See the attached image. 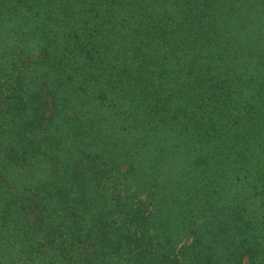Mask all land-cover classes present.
Instances as JSON below:
<instances>
[{
    "label": "trees",
    "instance_id": "1",
    "mask_svg": "<svg viewBox=\"0 0 264 264\" xmlns=\"http://www.w3.org/2000/svg\"><path fill=\"white\" fill-rule=\"evenodd\" d=\"M0 241L264 264V0H0Z\"/></svg>",
    "mask_w": 264,
    "mask_h": 264
},
{
    "label": "rangeland",
    "instance_id": "2",
    "mask_svg": "<svg viewBox=\"0 0 264 264\" xmlns=\"http://www.w3.org/2000/svg\"><path fill=\"white\" fill-rule=\"evenodd\" d=\"M3 245L2 241H0V246ZM4 248H6L8 251L9 248L7 247H0V264H3V261H6L7 259L10 258V261L12 262V264H36L37 261L36 260H30L26 254V251H21L19 254V256H17V258H13L12 255H10L8 253L7 250H4Z\"/></svg>",
    "mask_w": 264,
    "mask_h": 264
}]
</instances>
